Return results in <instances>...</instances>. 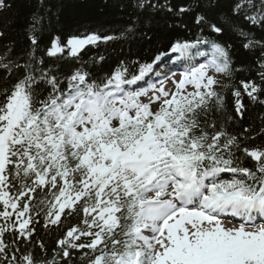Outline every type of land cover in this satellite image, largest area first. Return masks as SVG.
Here are the masks:
<instances>
[{"label": "snow or ice", "instance_id": "6c2138e0", "mask_svg": "<svg viewBox=\"0 0 264 264\" xmlns=\"http://www.w3.org/2000/svg\"><path fill=\"white\" fill-rule=\"evenodd\" d=\"M10 7L0 0V11ZM124 7L132 11L121 35L150 40L142 26L161 13L190 15L198 32L102 76L48 68L36 55L35 13L28 50H0V264H264V145L249 146L251 127L229 131L244 119L246 98L264 106V37L250 38L264 33V0ZM229 31L259 55L248 68L255 74L232 86L235 117L220 121L221 78L244 70L224 39ZM114 39L93 33L62 45L56 37L44 52L78 59L84 46ZM173 54L186 65L179 73L167 63ZM42 232L56 233L51 247Z\"/></svg>", "mask_w": 264, "mask_h": 264}, {"label": "trees", "instance_id": "16d2710c", "mask_svg": "<svg viewBox=\"0 0 264 264\" xmlns=\"http://www.w3.org/2000/svg\"><path fill=\"white\" fill-rule=\"evenodd\" d=\"M173 3L180 4L183 0H172ZM11 7L0 11V30L5 32V38L0 41V50L4 44H15L16 55H21V50L26 52L29 43L27 36L30 25L33 23L32 16L35 13L39 20L35 22L36 35L41 38L40 49L36 55L43 57L48 68L57 70L60 73H68L78 67L102 76L114 68L121 60L141 62L149 61L156 54L157 50L163 51L164 46L175 39H195L198 30L193 27L192 17L183 18L170 17L166 13L155 15L150 25L142 26L143 31L148 32L150 40L143 38L141 32L135 35H121L127 25L131 8L124 7L128 0H8ZM219 19V17H218ZM187 24V28L173 27L168 25ZM245 32L251 27L243 20L240 21ZM150 28V31H149ZM100 36L111 35L117 39L111 41L100 40L95 44H89L79 53V58H71L64 54V57H47L44 49L50 47L51 41L56 37L60 38L64 45L70 37H85L89 34ZM205 35H210L205 31ZM264 33L256 28L250 33V38L261 39ZM232 45V58L237 68L244 69L237 72L235 79L221 78L225 87L218 89L225 97L224 115H218L217 119L223 121L225 115L235 117L234 101L232 97V86L238 85L239 80H247L255 74L254 70L249 71V65L255 69L253 61L259 55V50L255 54L242 47L243 38L229 31L224 37ZM104 57L101 61L100 57ZM27 57L25 56V59ZM23 62V61H21ZM248 105L244 119L241 121L235 117L229 125V131L240 132L244 127L253 129L252 135L255 139L247 141L249 146L264 145V136L257 135L259 129L264 127V106L253 104L245 99ZM45 241L51 247L56 233H41ZM77 264H80L79 260Z\"/></svg>", "mask_w": 264, "mask_h": 264}, {"label": "rangeland", "instance_id": "374dc122", "mask_svg": "<svg viewBox=\"0 0 264 264\" xmlns=\"http://www.w3.org/2000/svg\"><path fill=\"white\" fill-rule=\"evenodd\" d=\"M167 87H172L171 82H168V83H167ZM225 225H226V226H232V223H230V222H225Z\"/></svg>", "mask_w": 264, "mask_h": 264}]
</instances>
